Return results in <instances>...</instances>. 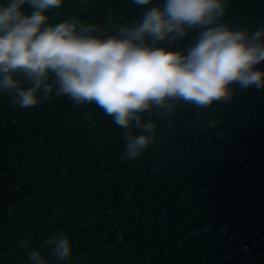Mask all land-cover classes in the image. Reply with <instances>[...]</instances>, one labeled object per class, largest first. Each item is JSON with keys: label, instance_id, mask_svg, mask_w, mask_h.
Wrapping results in <instances>:
<instances>
[{"label": "water", "instance_id": "obj_1", "mask_svg": "<svg viewBox=\"0 0 264 264\" xmlns=\"http://www.w3.org/2000/svg\"><path fill=\"white\" fill-rule=\"evenodd\" d=\"M162 3L65 0L48 23L79 19L106 37ZM218 23L241 30L236 0ZM201 31L157 46L186 54ZM231 87L208 108L143 113L157 127L136 159L124 158V130L95 104L53 94L20 108L0 94V264H32L33 249L50 264H264V140L253 88ZM53 233L71 238L68 260L43 244Z\"/></svg>", "mask_w": 264, "mask_h": 264}, {"label": "clouds", "instance_id": "obj_2", "mask_svg": "<svg viewBox=\"0 0 264 264\" xmlns=\"http://www.w3.org/2000/svg\"><path fill=\"white\" fill-rule=\"evenodd\" d=\"M64 2L0 3V94H11L20 108L38 106L53 94L77 106L95 104L124 130L125 159L140 157L155 140L157 125L145 122L143 113L159 108L166 116L180 104L208 108L228 101L233 84L264 88V71L255 67L264 61V29L249 34L218 23L226 0H163L131 26L116 25L118 34L106 37L93 34L100 25L79 19L49 24L47 12ZM133 3L144 6L152 0ZM26 4L33 9L30 15L22 11ZM195 28L202 31L186 54L157 46ZM25 82L31 86L23 87ZM134 128L142 134H134ZM43 244L51 246L57 260L72 256L66 233H53ZM28 255L32 264H50L39 249Z\"/></svg>", "mask_w": 264, "mask_h": 264}]
</instances>
